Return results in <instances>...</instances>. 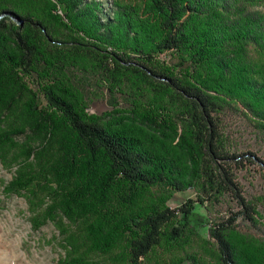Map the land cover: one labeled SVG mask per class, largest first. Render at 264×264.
<instances>
[{"label":"trees","instance_id":"trees-1","mask_svg":"<svg viewBox=\"0 0 264 264\" xmlns=\"http://www.w3.org/2000/svg\"><path fill=\"white\" fill-rule=\"evenodd\" d=\"M46 1L0 0V153L20 134L29 155L56 147L38 169L46 210L82 225L76 249L113 254L65 263L264 264V195L242 194L222 130L240 105L264 127V0L117 2L112 16L98 0ZM165 50L185 78L155 64ZM95 97L112 108L90 113ZM189 187L197 199L169 203ZM227 193L239 210L213 214Z\"/></svg>","mask_w":264,"mask_h":264},{"label":"rangeland","instance_id":"rangeland-1","mask_svg":"<svg viewBox=\"0 0 264 264\" xmlns=\"http://www.w3.org/2000/svg\"><path fill=\"white\" fill-rule=\"evenodd\" d=\"M37 2L41 8L48 4L46 0ZM98 2L102 4L103 11L112 16L118 7L117 2L142 7L146 0H98ZM53 11L62 13V7L57 4ZM154 62L160 68H171L174 75L180 78L186 77V70L180 69L179 59L172 50L157 53ZM111 108L107 98L95 97L87 110L100 114ZM227 114L222 127L223 138L229 150L242 154L244 167L237 175L242 186V194L249 199L264 195V127L259 128L254 119L243 115L251 114L243 105H240L238 112L234 110ZM2 124L3 129L12 128L19 124V121L6 119ZM29 140L27 134H20L13 141L4 142L3 153H0V264H66L65 262L68 263L79 251L83 254L89 253L96 261L111 259L113 254L97 256L98 254L89 250L91 245L89 249L83 247L84 250L78 247L77 251L76 247L85 242L82 238L84 234L79 230L82 225L75 224L58 213L50 215L46 210L51 202V177L39 176L38 169L44 160L55 158L56 147L52 145L39 148L36 156L29 155L27 153ZM17 176L23 177L20 184L27 182V185L13 191L18 184ZM197 195L195 189L189 187L176 191L169 203L178 206L190 198L197 199ZM257 202V210L263 216L261 220L264 222V203L261 200ZM210 207L213 214L220 217H229L232 212L239 210L235 198L230 193L223 195L220 201ZM200 228L204 229L202 226ZM68 237L72 241H69ZM70 242H76V246H71ZM208 258L211 264H218L215 256ZM180 264L190 263L184 261Z\"/></svg>","mask_w":264,"mask_h":264}]
</instances>
